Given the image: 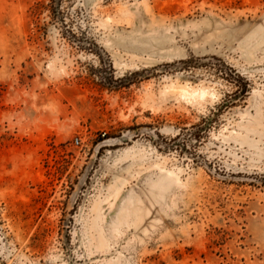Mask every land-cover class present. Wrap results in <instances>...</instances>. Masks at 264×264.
I'll list each match as a JSON object with an SVG mask.
<instances>
[{
    "label": "rangeland",
    "instance_id": "rangeland-1",
    "mask_svg": "<svg viewBox=\"0 0 264 264\" xmlns=\"http://www.w3.org/2000/svg\"><path fill=\"white\" fill-rule=\"evenodd\" d=\"M0 264H264V0H0Z\"/></svg>",
    "mask_w": 264,
    "mask_h": 264
},
{
    "label": "water",
    "instance_id": "water-1",
    "mask_svg": "<svg viewBox=\"0 0 264 264\" xmlns=\"http://www.w3.org/2000/svg\"><path fill=\"white\" fill-rule=\"evenodd\" d=\"M144 132H147L148 133L147 130L146 131L145 130H139V131H132V130H130V131H125V132L121 133V135L119 137H109V138L103 139V140L99 141L98 143H96V145L94 146V148H93V155H96V153L99 150V148L101 146H103V145L116 144V143L124 142V141L130 139L131 137H133V136H135V135H137L139 133H144ZM151 136L152 137H155L157 140H159L158 137H157V135L152 134ZM181 138H185V137H181ZM92 163H93V159L89 160L86 168L83 171V174L79 178L75 190H73V192L71 193V196H70V199H69V206L72 205V203H73V201H74V199H75V197H76V195H77V193H78V191H79V189H80V187H81V185H82V183H83V181L85 179V176H86L89 168L92 165ZM213 173L216 176L220 177L219 174H217L215 172H213ZM243 179H246V178H243Z\"/></svg>",
    "mask_w": 264,
    "mask_h": 264
},
{
    "label": "built area",
    "instance_id": "built-area-1",
    "mask_svg": "<svg viewBox=\"0 0 264 264\" xmlns=\"http://www.w3.org/2000/svg\"><path fill=\"white\" fill-rule=\"evenodd\" d=\"M74 142L75 143H78L79 142V139L78 138H74Z\"/></svg>",
    "mask_w": 264,
    "mask_h": 264
}]
</instances>
